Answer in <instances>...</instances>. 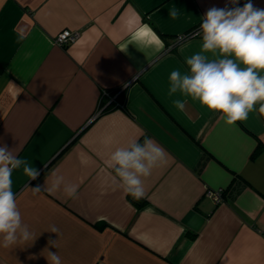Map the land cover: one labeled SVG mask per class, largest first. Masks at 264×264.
<instances>
[{
	"label": "crops",
	"instance_id": "1",
	"mask_svg": "<svg viewBox=\"0 0 264 264\" xmlns=\"http://www.w3.org/2000/svg\"><path fill=\"white\" fill-rule=\"evenodd\" d=\"M252 3L264 9V0ZM226 5L0 0V144L40 172L29 180L13 171L34 239L4 248L0 238V264H48V251L62 264H264V148L252 155L257 140L264 144L260 105L228 125L190 98L181 112L173 100L185 98L168 95L170 73H187L186 58L202 49V35L177 37ZM64 28L79 35L57 45ZM105 89L124 95L102 111ZM145 137L166 160L142 178L136 199L108 163L116 148ZM53 173L79 185L77 198L46 190ZM219 189V201L206 193Z\"/></svg>",
	"mask_w": 264,
	"mask_h": 264
},
{
	"label": "clouds",
	"instance_id": "2",
	"mask_svg": "<svg viewBox=\"0 0 264 264\" xmlns=\"http://www.w3.org/2000/svg\"><path fill=\"white\" fill-rule=\"evenodd\" d=\"M229 4L231 7H211L201 18L197 35H202V49L186 58L187 73L179 70L170 73L168 95L179 93L185 98L173 100L174 107L181 112L190 98L209 111L221 113L225 122L233 125L246 120L257 104L264 114V9L256 8L252 0L242 7L239 0H229ZM178 14L175 6L169 11L172 18ZM124 87H128L127 83ZM165 160V150L145 137L143 143L133 139L126 147L116 148L110 154L108 166L124 191L140 199L144 195L142 178L150 176L153 168ZM21 168L29 180L40 175L27 160L18 158L13 149L0 144V238L4 248L34 239L22 221L12 189L13 171ZM25 187L33 196L42 192L40 185ZM78 189V184L53 173L46 190L49 193L62 190L67 197L77 198ZM50 232L58 233L59 229L52 225ZM50 244L56 247V241ZM46 259L48 264H62L57 252L48 251Z\"/></svg>",
	"mask_w": 264,
	"mask_h": 264
},
{
	"label": "built area",
	"instance_id": "3",
	"mask_svg": "<svg viewBox=\"0 0 264 264\" xmlns=\"http://www.w3.org/2000/svg\"><path fill=\"white\" fill-rule=\"evenodd\" d=\"M199 32V27L196 29L189 31V33L185 35H180L177 37L176 41H181L182 39L195 35ZM79 35L78 30H70L67 28H64L60 30L54 37V42L57 45H64L66 43L74 41ZM207 195L213 198L215 201H219L221 199V189L212 191V190H207L206 191Z\"/></svg>",
	"mask_w": 264,
	"mask_h": 264
},
{
	"label": "trees",
	"instance_id": "4",
	"mask_svg": "<svg viewBox=\"0 0 264 264\" xmlns=\"http://www.w3.org/2000/svg\"><path fill=\"white\" fill-rule=\"evenodd\" d=\"M243 0H239V4L242 2ZM229 7H231V5H228ZM201 23V22H200ZM199 24H196L195 26H193L192 28H189L188 30H186L183 34L181 35H185L187 33H189V31H192L194 29H196L197 27H199ZM124 95V90H104L103 94H102V103H104V107H102V111H106L108 109H110L111 107L115 106L116 104L122 103V97ZM264 148V144L261 143V141L257 140V143L254 147V150L252 151V155L255 154L256 152H258L260 149Z\"/></svg>",
	"mask_w": 264,
	"mask_h": 264
}]
</instances>
